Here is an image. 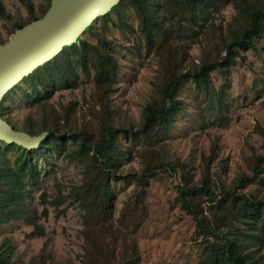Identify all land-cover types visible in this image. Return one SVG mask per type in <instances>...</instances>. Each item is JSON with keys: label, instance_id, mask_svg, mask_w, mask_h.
<instances>
[{"label": "trees", "instance_id": "trees-1", "mask_svg": "<svg viewBox=\"0 0 264 264\" xmlns=\"http://www.w3.org/2000/svg\"><path fill=\"white\" fill-rule=\"evenodd\" d=\"M22 1L27 7L28 18L26 21L13 20L9 34L42 15L50 2L46 0L41 13L37 14L31 0ZM229 3L235 8L232 21L225 29L220 24L217 35L210 37L215 53L204 54L197 62H189V43L195 42L199 34H205L213 14ZM128 5L138 17L137 27L146 51H153L158 64L152 93L142 107L138 124L114 123L109 117L108 93L119 66L112 50L114 42L105 32L110 23L134 29L126 13ZM0 16L12 19L2 0ZM97 20L100 28L94 26L93 22ZM93 22L75 37L78 42L63 46L51 59L10 88L0 101V113L9 121L6 116L10 109L6 103L8 93L20 89L24 98L37 109V117L27 115L21 129L33 134L47 130L40 144L31 149L0 140V224L24 219L33 225L28 232L30 236L42 233L28 184L35 182L44 169L39 166L35 154L44 156L53 149L83 163L82 180L70 192L82 209L84 222L85 252L78 264L140 262L135 233L147 216L143 202L146 187L160 171L166 172L172 180L177 178L174 183L176 199L195 222L194 232L200 245L199 264H264V192L241 189L261 173L264 153L253 155L251 173L242 172L228 185L210 171L213 148L196 178L189 162L176 154L171 157L165 143L181 107L178 93L185 78L190 77L197 89L209 92L213 87L214 70L219 69L229 77L237 57H243L244 51L260 44L264 35V0H119ZM87 32L96 35L97 40L84 37ZM261 47L264 48V44ZM90 76L98 88L97 103L101 107L95 128L83 123L89 121L76 123L73 101L58 110L49 100L55 91L77 86L83 77ZM61 128L70 130L69 144L60 136ZM120 134L129 137V146L120 144ZM137 143H141L140 148H136L141 164L136 170L126 171L124 163L134 159ZM9 152H15L12 159ZM119 178L131 179L138 189L115 216L112 181ZM260 178L264 179V175ZM41 196L46 202L45 191L42 190ZM56 199L60 202L62 195ZM140 208L142 211H138ZM41 212L45 215L47 206ZM129 214L131 218L125 225L126 231L118 234L120 220ZM114 226L118 230H114ZM12 251L8 240H3L0 264H16ZM39 262L42 263L41 257Z\"/></svg>", "mask_w": 264, "mask_h": 264}, {"label": "rangeland", "instance_id": "rangeland-1", "mask_svg": "<svg viewBox=\"0 0 264 264\" xmlns=\"http://www.w3.org/2000/svg\"><path fill=\"white\" fill-rule=\"evenodd\" d=\"M35 11L40 14L46 0H31ZM11 18L0 16V41L10 34L13 20L26 21L28 11L22 0H2ZM132 28L113 26L110 23L106 35L114 42L112 49L118 58L116 79L109 90V117L114 123L138 124L142 107L152 93V80L158 71L157 56L146 51L142 35L138 29L135 10L126 8ZM235 8L225 5L214 13L206 25V33L199 34L196 41L189 44V62H197L204 54H214L211 36L217 35L220 24L223 29L232 21ZM116 18L115 13H113ZM210 21H214L210 23ZM100 28L99 21H94ZM84 37L96 41V35L84 33ZM256 48H249L237 57L230 76L225 77L219 69L212 72V88L209 92L197 89L190 77H186L178 96L181 107L175 115L166 147L170 156L175 154L186 159L197 178L205 167L213 148L210 171L225 184H231L242 172L251 173L254 154L264 153V35ZM24 86V82H20ZM93 78L83 77L77 86L62 88L49 99L59 110L71 101L74 103V118L78 125L83 122L94 128L101 115L97 103ZM26 100L20 89L8 93L6 103L10 109L6 116L11 123L21 129L27 115L37 117V109ZM60 136L70 143V130L61 128ZM122 146H129L131 140L119 135ZM131 144V143H130ZM135 145L134 159L124 163L123 168L136 170L141 164ZM132 153V154H133ZM15 152H9L12 159ZM39 166L44 167L39 178L28 186L31 202L36 208L37 221L43 227L41 234L30 236L33 225L24 219L10 220L0 224V244L8 240L16 264H78L85 252L84 222L82 209L70 193L82 180L83 163L76 157H66L64 153L49 150L44 156L35 154ZM264 164L261 173L241 188L245 191L264 192ZM177 179V178H176ZM166 172L160 171L146 187L143 202L146 218L135 233L141 254L138 264H199V239L195 235V222L180 207L176 199L174 183ZM115 197V216L124 207L126 200L133 197L138 186L131 179L112 181ZM46 193V202L41 192ZM62 200L56 202L58 195ZM47 206V213L41 210ZM142 211V209H138ZM131 216L120 220L121 230L126 231ZM114 230L116 226H114ZM118 257V256H117ZM101 264V262L99 263Z\"/></svg>", "mask_w": 264, "mask_h": 264}, {"label": "water", "instance_id": "water-1", "mask_svg": "<svg viewBox=\"0 0 264 264\" xmlns=\"http://www.w3.org/2000/svg\"><path fill=\"white\" fill-rule=\"evenodd\" d=\"M119 0H50L45 12L15 29L0 43V101L37 66L51 59L93 20ZM47 130L30 133L15 128L0 113V140L27 149L37 147Z\"/></svg>", "mask_w": 264, "mask_h": 264}]
</instances>
